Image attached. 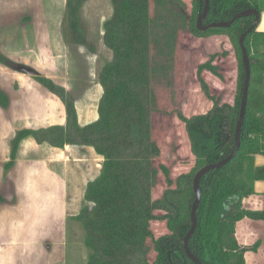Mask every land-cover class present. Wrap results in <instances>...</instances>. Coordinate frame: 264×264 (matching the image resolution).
I'll use <instances>...</instances> for the list:
<instances>
[{
	"label": "trees",
	"instance_id": "1",
	"mask_svg": "<svg viewBox=\"0 0 264 264\" xmlns=\"http://www.w3.org/2000/svg\"><path fill=\"white\" fill-rule=\"evenodd\" d=\"M85 1L66 0L67 32L63 37L70 44L88 46L80 15ZM110 2L112 14L103 23V42L111 50L112 59L98 73L102 87L98 118L80 126L73 96L50 78L41 74L33 77L61 99L66 125L17 131L11 140L10 160L5 169L11 167L19 142L27 136L37 143L59 148L69 144L91 146L103 160L99 174L87 182L86 204L75 216L84 232L87 264H196L183 249L194 199L193 176L202 166L225 158L233 148L244 79L238 39L252 23L253 16L238 18L226 28L200 31L195 20L204 0H192V32L226 34L230 38L237 58L236 92L232 104L222 103L211 95L201 74L206 70L221 80L224 78L213 63L215 55L198 66V82L213 105L204 114L186 116L176 112L175 116L184 124L194 162L188 172L178 175L173 188L170 168L164 163L155 164L161 150L153 138L152 126V113L158 102L152 87L150 0ZM209 3L204 24L229 20L247 7L262 11L258 0H209ZM256 27L244 39L251 79L240 146L229 162L210 170L200 180L197 224L188 246L202 264H244L242 254L237 253L235 223L243 218L264 220V209L249 210L242 205L243 199L254 193L253 182L264 179V166L254 165L256 154L264 156V32ZM0 63L13 66L1 52ZM160 73L166 76L167 69ZM0 105L3 108L8 105V96L1 90ZM159 172L165 176L168 188L160 199L152 200ZM156 210L164 212L161 218L166 220L171 233L154 240L156 257L150 261L147 240L153 237L152 220L159 218Z\"/></svg>",
	"mask_w": 264,
	"mask_h": 264
},
{
	"label": "crops",
	"instance_id": "2",
	"mask_svg": "<svg viewBox=\"0 0 264 264\" xmlns=\"http://www.w3.org/2000/svg\"><path fill=\"white\" fill-rule=\"evenodd\" d=\"M258 1L262 11L256 30L264 32V0ZM64 12V0H0V47L10 59L21 57L18 62L32 65L41 75L71 92L77 122L84 126L98 118L102 87L98 79L92 77V66L82 71L78 66L60 64H64L62 58L67 53L61 33ZM78 48L76 50L82 53ZM55 52H63L64 56H55ZM203 75L212 89L222 88L219 77L209 71ZM0 90L8 96L7 108L0 105V264H65L61 248L65 227L58 222L66 215L67 184L82 180V173L71 172L68 166L77 161L81 153L98 162H102L103 157L91 146L69 144L59 148L37 143L27 136L19 142L11 167L5 169L10 160L11 140L17 131L65 126L66 115L57 95L32 76L2 63ZM205 107H212L209 99ZM171 120L176 125L181 123L183 128V133L177 136L176 152L184 149L192 155L184 124L177 116ZM156 139L159 147L162 143L165 145L163 139ZM188 158L192 164V157ZM254 165L264 166V156L256 154ZM96 176L87 177L85 186ZM253 190L242 205L249 210H263L264 179L255 180ZM234 238L244 264H264V220L243 218L237 221Z\"/></svg>",
	"mask_w": 264,
	"mask_h": 264
},
{
	"label": "rangeland",
	"instance_id": "3",
	"mask_svg": "<svg viewBox=\"0 0 264 264\" xmlns=\"http://www.w3.org/2000/svg\"><path fill=\"white\" fill-rule=\"evenodd\" d=\"M64 1L66 3V0ZM111 14L110 0H87L84 2L80 15L88 46L74 45L65 41L63 34L66 35L67 27L63 16L61 33L67 53L62 58L64 64H60L71 68L78 66L82 71L92 66V77L98 79V73L103 64L112 59L111 50L103 42V23ZM150 15L153 59L152 87L158 102V108L152 113L153 138L165 141V145L162 143L160 147L161 153L156 158L155 164L156 166H159L160 163L168 165L171 178L174 181L172 187L175 188L178 175L188 172L193 166L194 156L189 154V151L185 152L184 149L181 152H176V143L179 141L177 136L183 133V128L180 127L182 125L180 122V125H176L171 119L178 111L184 115H197L204 114L211 109V107H205L208 97L201 88L197 76L198 66L207 61L211 55H215L213 63L218 65L219 72L224 78L220 80L222 88L212 89L208 84L209 91L211 95L218 97L220 102L232 104L236 92L237 58L230 38L226 34L197 35L192 32V0H150ZM78 46L79 51H83L82 53L76 50ZM89 47H92V50ZM0 52L2 53L1 47ZM3 55L11 60V65L22 64V62H18L21 57L14 56L16 61L10 59L6 54ZM57 55L64 56L63 52H55V56ZM46 64L48 65L47 62ZM26 65L33 67L30 64ZM7 67L13 70L12 66ZM164 68L167 69V76L160 78L162 75L160 71ZM205 71L201 74L204 80L203 73ZM206 83L208 82L206 81ZM65 91L67 90L65 89ZM69 94L73 96L71 92ZM199 104L203 107H198ZM188 157H192V164L190 163L191 158ZM78 158L80 160L71 162L68 168L71 172H81L82 180L74 184H67L66 215L61 216L58 222L65 227V237H63V246L61 247L62 255H65V264H87L88 250L84 244V232L75 216L86 204L84 188L87 177L98 175L101 166V162L85 158V153H81ZM176 164L181 165L177 168L174 167ZM167 188L166 178L162 172H159L157 183L152 188V200L160 199ZM0 199H2L1 196ZM155 214L159 218L152 220L150 225L153 237L147 240V257L150 261L156 257L154 240L171 233L166 220L161 218L164 212L156 210Z\"/></svg>",
	"mask_w": 264,
	"mask_h": 264
},
{
	"label": "water",
	"instance_id": "4",
	"mask_svg": "<svg viewBox=\"0 0 264 264\" xmlns=\"http://www.w3.org/2000/svg\"><path fill=\"white\" fill-rule=\"evenodd\" d=\"M210 9V3L209 0H204V5L202 10L198 13L196 17V28L200 31H206L210 28H226L229 27L236 19L246 16H253V21L249 25L247 29H245L239 36L238 42L239 47L241 50V59L242 64L244 68V79H243V85L241 89V96H240V104H239V113L235 125L234 130V144L231 152L223 159L217 161V162H210L201 168H199L194 176L192 181V187L194 192V199L191 203L190 207V228L187 231L186 235L183 238V249L185 251V254L187 257L195 262L196 264H202L199 259L190 251L188 242L190 237L192 236L196 224H197V210L200 204L201 200V189H200V180L201 178L210 170L215 168H220L223 165H225L227 162H229L236 154L239 146H240V137L242 132V124L243 119L246 112V106H247V100H248V90L250 85V79H251V66H250V60L247 53V50L244 45V39L248 33H250L258 24L260 13L259 11L254 7H247L237 13H235L229 20H222V21H213L207 24H204V20L206 16L209 13ZM13 69H15L18 72L24 73L26 75L35 77L38 76L40 73L35 68L30 67L26 64L21 63H15L13 66Z\"/></svg>",
	"mask_w": 264,
	"mask_h": 264
},
{
	"label": "flooded vegetation",
	"instance_id": "5",
	"mask_svg": "<svg viewBox=\"0 0 264 264\" xmlns=\"http://www.w3.org/2000/svg\"><path fill=\"white\" fill-rule=\"evenodd\" d=\"M169 260H170V258H169Z\"/></svg>",
	"mask_w": 264,
	"mask_h": 264
}]
</instances>
